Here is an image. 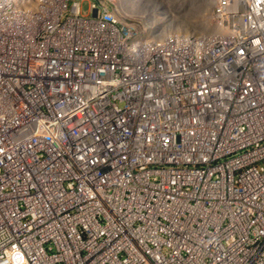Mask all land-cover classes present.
I'll use <instances>...</instances> for the list:
<instances>
[{
	"label": "built area",
	"instance_id": "built-area-1",
	"mask_svg": "<svg viewBox=\"0 0 264 264\" xmlns=\"http://www.w3.org/2000/svg\"><path fill=\"white\" fill-rule=\"evenodd\" d=\"M119 2L0 0V264H264V0Z\"/></svg>",
	"mask_w": 264,
	"mask_h": 264
},
{
	"label": "bare ground",
	"instance_id": "bare-ground-1",
	"mask_svg": "<svg viewBox=\"0 0 264 264\" xmlns=\"http://www.w3.org/2000/svg\"><path fill=\"white\" fill-rule=\"evenodd\" d=\"M119 4L118 9L124 8L130 13L131 10H138L145 17L156 16L161 19L166 16L170 19L168 25L174 28L185 27L203 33L212 31L211 24L207 19V12L211 7L210 0H137L132 3L128 0H121ZM164 21L161 24L166 26L167 20ZM53 28V24L47 25L48 32Z\"/></svg>",
	"mask_w": 264,
	"mask_h": 264
},
{
	"label": "rangeland",
	"instance_id": "rangeland-1",
	"mask_svg": "<svg viewBox=\"0 0 264 264\" xmlns=\"http://www.w3.org/2000/svg\"><path fill=\"white\" fill-rule=\"evenodd\" d=\"M82 11H83V13H88L89 12V10H88V5L87 4H84L83 5V9H82ZM206 13V12H205ZM201 14V13H200Z\"/></svg>",
	"mask_w": 264,
	"mask_h": 264
}]
</instances>
